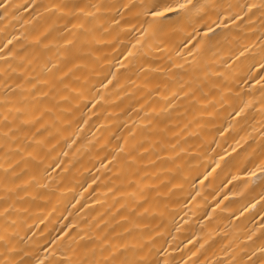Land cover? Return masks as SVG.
Returning a JSON list of instances; mask_svg holds the SVG:
<instances>
[{
    "label": "bare ground",
    "instance_id": "6f19581e",
    "mask_svg": "<svg viewBox=\"0 0 264 264\" xmlns=\"http://www.w3.org/2000/svg\"><path fill=\"white\" fill-rule=\"evenodd\" d=\"M13 2L24 4L26 0ZM52 2L58 0H36L43 5ZM39 11L43 13V8ZM33 15L31 8L27 11L22 9L20 13L0 20V40L8 33L16 36L23 33L25 49L29 53L34 49L39 51L34 44L35 37L48 28L52 20L46 13L43 18L35 20ZM17 16H22V19ZM24 21L29 23L25 25ZM122 27L126 29L127 25L122 24ZM105 28L107 33L101 29L95 33L100 42L92 45L94 54L86 58L87 67L74 70L75 76L80 77L79 81L69 77L65 81L71 85L69 90L61 89L59 94L53 93L47 99L34 102L36 109L52 108L54 111L40 123L26 126L22 131L31 136L41 124H45L46 130L41 129L40 134L32 139L20 134L18 141L9 140L7 147L11 151L7 159L0 150V181H7L10 187L13 182L27 180L36 167L27 156V151L34 150L29 145H35L36 140L42 139L47 145H54L51 149H39L40 154L45 156V163L63 161L62 167L67 169L64 172L59 168L49 169L55 176L51 187L59 186L60 191L53 197L52 204L46 207L55 206L56 212L50 218L51 223H42L43 214L37 204L31 205L27 224L32 227L27 236L32 237L33 233L35 236L33 240L25 238L18 245L24 250L20 255L31 252L34 241L39 240L45 227L51 229L61 213L67 216L70 211L71 219L80 223L81 228H89L88 234L94 237L112 236L113 231L123 233L125 228L133 227L121 219V216L130 215L141 226L148 225L146 229L133 227V235L139 236L142 231L153 235L157 247L162 246L161 255L166 252L170 259L176 261L227 264L233 255L242 258V250L254 249L261 243L258 237L264 218V212H261L264 201L260 199L264 191V175L261 174L264 167V81L257 83L264 72H260L259 65L249 69L251 61L241 59L229 70L227 80L209 76L202 90L204 95L198 93L199 98L189 96L186 99L180 93L184 81L189 75L198 74L193 72L194 68L204 65L220 71L221 60L227 57L230 48L227 42L221 41L205 49L191 67L185 63L184 70L161 74L148 69H169L168 55L176 59L180 53H165L161 60L155 46L145 45L129 62L124 58L127 53L121 54L126 44H119V41L127 42L136 33L108 24ZM253 28L256 29L255 36L240 34L242 43L253 41L258 44V21ZM60 32L62 29L57 26L50 37L55 38L56 44L62 43ZM56 44L51 46V52L42 54L38 64L33 65L36 72L41 70L47 57H56ZM253 55L259 59L256 50H253ZM121 63L128 67H121ZM176 63L184 61L178 59ZM141 67L146 70L141 72ZM109 72L115 73L117 79L105 90L101 88V81L107 84V80L112 79L107 76ZM54 75L58 76L59 72ZM169 76H176L177 80L172 81ZM181 76L183 80L179 79ZM251 76L255 79H250ZM165 84L167 89L163 87ZM213 84L219 85V88H213ZM157 86L160 95L155 90ZM97 90L100 95H97ZM237 94H240L238 100ZM63 96L68 99L63 100ZM245 103H248L245 112L236 116L234 109ZM93 104L97 107L93 108ZM2 111L3 108H0ZM84 120L88 121L87 124ZM133 130L135 139L130 135ZM124 138H128L129 147L143 144L148 149L142 155L139 151L134 153L138 158L134 166L138 169L135 176L127 165L120 169L103 160L118 143H124ZM9 164L19 179L12 177V171L4 172ZM130 179L138 182L133 188L127 187ZM133 191L135 196H122ZM4 194V184L0 183V196ZM27 204L26 200L21 206ZM121 204L127 207L116 214V208ZM253 204L255 207H251ZM133 208L135 211H132ZM137 213L143 215L137 217ZM68 222L61 219L55 226ZM21 228H24L23 224ZM253 233L252 240H248L247 237ZM21 236H24L23 231ZM121 238L130 239L126 235ZM117 242L113 237V243ZM193 252H197V256H192Z\"/></svg>",
    "mask_w": 264,
    "mask_h": 264
},
{
    "label": "snow or ice",
    "instance_id": "6c2138e0",
    "mask_svg": "<svg viewBox=\"0 0 264 264\" xmlns=\"http://www.w3.org/2000/svg\"><path fill=\"white\" fill-rule=\"evenodd\" d=\"M29 8L34 13L32 19L43 18L46 13L52 23L35 37L34 44L39 51L34 49L32 53H29L25 49L22 43V39H25L23 33L21 36L8 33L0 40L2 45L0 46V88L3 89L0 92V108H3L0 112V141H3L0 143V150H3L6 159L11 151L7 147L9 140L18 141L20 134L32 139L40 134L41 129L46 130L45 124H41L31 136L22 131L26 126H35L40 123L46 115H51L54 111L52 108L36 109L33 107L34 102L41 98L47 99L53 93L59 94L61 89L69 90L71 85L65 82L69 77L79 81L80 77L75 76L74 70L80 71L87 67L86 58L94 54L92 45L100 42L96 39L95 33L98 29L103 30L104 33L108 32L105 24L114 25L122 31L136 33L127 42L119 41V44H126L121 54L127 53L124 58L129 62L136 56L137 50L143 49L145 45L155 46L161 60L165 53L172 51L180 53L176 59L168 55L171 68L148 69L161 74L184 70L185 63L191 67L205 49L221 41L227 42L230 48L227 57L221 60L220 71H214L204 65L194 68L193 72L198 74L189 75V78L184 81L180 93L186 99L189 96L197 99L198 93L203 96L202 90L209 76L217 80H227L229 70L241 59L251 61L249 69L259 65L260 72H264V0H127V2L126 0H98L96 3L90 0L87 3L83 0H58L48 5L38 4L36 0H26L24 4H17L13 0H0V20L20 13L22 9L27 11ZM41 8L43 13L39 11ZM17 18L22 19V16ZM257 21L259 22V35L256 36L258 44L253 41L242 43L241 33L256 35L253 25ZM28 23L29 21H24L25 25ZM122 24H126L127 28H123ZM57 26L62 29L59 34L62 43L59 44H56L55 38L50 39ZM54 44L57 47L56 57H47L41 70L36 72L33 65L38 64L43 53L51 52V46ZM253 50H256L259 59L255 58ZM178 59H182L184 63H176ZM121 67L127 68L128 65L121 63ZM145 70L141 67V72ZM56 72H59L58 76L54 75ZM107 76H111L112 79H108L107 84L101 81V88L105 90L117 79L116 74L112 72H109ZM169 79L176 81L177 77L169 76ZM179 79L184 78L181 76ZM250 79H255V76H251ZM260 81H264V76H260L257 83ZM163 87L167 89L168 85L165 84ZM212 87L219 88V85L213 84ZM155 90L158 95L161 94L159 86ZM228 91L230 92L231 89ZM29 95H31V102ZM80 95L83 96V93L81 92ZM97 95H100L99 90ZM239 95H236L237 100ZM172 96L175 98L176 94L173 93ZM62 99L67 100L68 97L63 96ZM248 103L234 109V114L240 116L244 113ZM97 104H93V108L97 107ZM141 107L143 108V105ZM152 111L155 112V108ZM36 112H39V115H35ZM87 122L84 120L85 124ZM130 135L135 139L134 130ZM29 147L34 150L27 151V156L35 162L36 167L31 171L28 179L21 183L13 182L11 187L7 181H0L4 184L5 192L3 196H0V264H190V260L170 259L166 252L161 255L162 246L157 247L153 235L143 231L139 236L133 235V227L146 229L148 225L141 226L130 215L121 216V219L133 227L125 228L123 233L113 231L112 236L94 237L88 234L89 228H81L80 223L71 219L72 212L67 208L65 211H68V215L64 216L61 213L56 218L55 224H59L61 219L69 222L60 227L53 224L51 229L45 227L39 240L34 241L33 250L24 252L21 256L20 253L24 250L18 248V245L25 238L33 240L35 236V233L32 237L27 236L32 227L27 224L31 205L37 204L38 210L43 214L42 223H51L50 218L56 212L55 206L50 209L46 207L52 204L53 197L60 191L59 186L51 187L55 182V176L49 169L59 168L61 172L67 171L62 167L63 161L57 163L53 160L51 163H45V156L40 154L39 149H51L54 145H47L46 141L41 139L36 140L35 145H29ZM22 150L26 151V149ZM137 151L142 155L148 149H145L143 144H133L129 147L128 138H124V143H118L103 157V160H108L109 164H115L120 169L127 165L131 174L135 176L138 169L134 166L138 163V158L134 153ZM121 157H124L123 161ZM176 158H179L178 155ZM103 160H101L102 166ZM9 171H12L14 179H19L18 174L12 170L11 164L8 168H4L5 173ZM251 174L255 175V173ZM261 174L264 175V167L261 168ZM205 179L208 177L205 176ZM137 183L130 179L127 181V187L133 188ZM20 192H23V195H19ZM123 195L135 196L136 192ZM144 199L147 202V198ZM260 199L264 201V191L261 192ZM26 200L27 206H21ZM126 207L127 205L121 204L116 208V214ZM132 211L135 209L133 208ZM144 211L147 212V209ZM261 212H264V206L261 207ZM136 215L139 217L143 213ZM260 229L258 238L261 243L254 249L242 250V258L233 255L227 264H264V218H262ZM21 231L24 232V236H21ZM124 235L130 239H122ZM253 235L255 233L249 235L248 240H252ZM113 237L118 240L117 243H113ZM192 256H197V252H193ZM191 264H197V262L192 260Z\"/></svg>",
    "mask_w": 264,
    "mask_h": 264
}]
</instances>
